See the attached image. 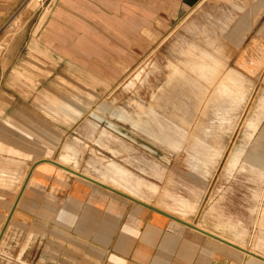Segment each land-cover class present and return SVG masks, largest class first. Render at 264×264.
<instances>
[{
    "label": "rangeland",
    "instance_id": "374dc122",
    "mask_svg": "<svg viewBox=\"0 0 264 264\" xmlns=\"http://www.w3.org/2000/svg\"><path fill=\"white\" fill-rule=\"evenodd\" d=\"M256 4L0 0L11 37L31 32L3 82L30 108L15 156L70 153V168L264 257V74L231 65L229 44Z\"/></svg>",
    "mask_w": 264,
    "mask_h": 264
},
{
    "label": "crops",
    "instance_id": "0c3cea01",
    "mask_svg": "<svg viewBox=\"0 0 264 264\" xmlns=\"http://www.w3.org/2000/svg\"><path fill=\"white\" fill-rule=\"evenodd\" d=\"M14 8L0 6V264H264L153 209L113 197L50 161L26 166L15 156V131L29 126L30 108L22 96L16 103L19 95L15 101L3 82L10 81L11 65L23 69L31 32L27 20L12 37L8 33ZM254 10L244 25L231 27L230 62L264 74V7L256 4ZM72 156L57 162L69 167Z\"/></svg>",
    "mask_w": 264,
    "mask_h": 264
},
{
    "label": "water",
    "instance_id": "95a60500",
    "mask_svg": "<svg viewBox=\"0 0 264 264\" xmlns=\"http://www.w3.org/2000/svg\"><path fill=\"white\" fill-rule=\"evenodd\" d=\"M42 161H50V162H52V163H54V164L62 167L63 169H65L67 171H70V172H72V173H74V174H76V175H78L80 177H83V178H85V179H87V180H89V181H91V182H93V183H95L97 185H100V186H102V187H104V188H106V189H108V190H110V191H112L114 193H117V194H119L121 196H124V197H126V198H128V199H130V200H132V201H134L136 203H139V204H141V205H143L145 207H148V208L153 209V210H155V211H157V212H159V213H161L163 215H166L167 217H170V218H172V219H174V220H176V221H178V222H180V223H182L184 225H187V226H189V227H191L193 229H196V230H198V231H200L202 233H205V234H207L209 236H212V237H214L216 239H219V240H221V241H223V242H225L227 244H230V245H232V246H234V247H236V248H238V249H240L242 251H245L246 253H248L250 255H253V256L261 259V260H264V257L263 256H260L258 254H255V253L251 252L250 250H247V249H245V248H243L241 246H238V245L234 244L233 242H230V241H228V240H226V239H224V238H222V237H220V236H218L216 234H213V233H211L209 231H206V230H204V229H202V228H200V227H198V226H196V225H194V224H192V223H190L188 221H185V220H183V219H181L179 217H176V216H174V215H172L170 213H167V212H165V211H163V210H161L159 208H156V207H154L152 205H149V204H147V203H145V202H143V201H141L139 199H136L134 197H131L130 195H128V194H126V193H124L122 191H119V190H117V189H115V188H113V187H111V186H109V185H107L105 183H102L99 180H96V179H94L92 177H88L87 175H84L81 172H76L73 169L62 165V164L58 163L57 161H55L53 159H43Z\"/></svg>",
    "mask_w": 264,
    "mask_h": 264
},
{
    "label": "bare ground",
    "instance_id": "6f19581e",
    "mask_svg": "<svg viewBox=\"0 0 264 264\" xmlns=\"http://www.w3.org/2000/svg\"><path fill=\"white\" fill-rule=\"evenodd\" d=\"M65 166V165H64ZM67 167V166H66ZM74 170V169H73ZM74 171H76V170H74ZM76 172H78V171H76ZM103 183V182H102ZM118 190V189H117ZM120 191V190H119ZM132 197V196H131ZM135 198V197H134ZM137 199V198H136ZM142 201V200H141Z\"/></svg>",
    "mask_w": 264,
    "mask_h": 264
}]
</instances>
